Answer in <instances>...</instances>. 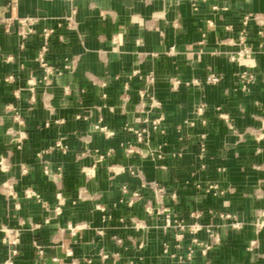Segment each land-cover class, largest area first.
Returning <instances> with one entry per match:
<instances>
[{"label": "crops", "instance_id": "0c3cea01", "mask_svg": "<svg viewBox=\"0 0 264 264\" xmlns=\"http://www.w3.org/2000/svg\"><path fill=\"white\" fill-rule=\"evenodd\" d=\"M26 16L38 32L23 39ZM0 18L9 20L0 23V264L4 228L19 226L16 264H101L103 253L106 264H264V0H0ZM47 26L46 58L62 72L44 83ZM245 47L241 62L230 59ZM135 68L155 76L161 106L148 114ZM161 115L157 128L145 121ZM131 125L150 133L138 141ZM210 182L225 192H207ZM194 211L218 226L208 255L191 254L192 234L176 225ZM32 222L43 226L33 232Z\"/></svg>", "mask_w": 264, "mask_h": 264}, {"label": "built area", "instance_id": "2783aa9c", "mask_svg": "<svg viewBox=\"0 0 264 264\" xmlns=\"http://www.w3.org/2000/svg\"><path fill=\"white\" fill-rule=\"evenodd\" d=\"M12 3L15 4V0H12ZM75 12H76V10H73L72 14L67 16V19H68L71 27H73L75 24V19H74ZM250 20H251L250 15H245L242 18L244 25H247ZM5 22L8 23L9 20L4 19V18H0V23H5ZM19 22L21 24L19 31H20V34H21L23 39H26L30 35L36 34L38 32V30L35 27L36 18L31 17V16H26V17L20 18ZM54 33H55V29L53 27H48V26L44 27L40 32V34L44 37L45 41H44V44L42 45V47L40 48V50L38 52L37 59H38L40 65L43 68L44 73H45V75L43 77L44 83H49L52 76L62 72L59 68L54 67L46 58V52L48 50V46L50 44L51 38H52ZM241 38H243V37L241 36ZM20 46H21V48H24L25 42L22 41ZM176 52H177L176 47L170 46L169 49L166 50L165 53L168 55H173ZM239 53L240 54H235L234 52H230L228 55H229L231 60L241 62L242 56L244 54H249L250 51L248 48L245 47V48H242ZM154 55H156V53H154ZM66 66L68 68H71L70 65H66ZM134 76H138L143 81V85L139 89V94H140L141 103H142V106H141L139 111L148 114V113H150V111L153 110L154 107L156 108V107L161 106L160 100L155 96L154 93L151 92V88H153V86L155 84V76L152 72L144 74L138 68H135L133 70L132 74L130 75V78H132ZM10 78L11 77H8V79H10ZM219 80H220L219 75L216 72H214L213 70H211L207 74L206 81L208 83H216ZM175 82L179 83V80H176ZM195 82H198V80H195ZM35 86H36V82L34 80H31L30 81V89L32 91L34 90ZM128 88H129V81H126L125 85H124V89L126 90ZM148 99L150 100V106L149 107L146 106L147 105L146 101ZM197 114L201 115V116L203 115L202 106L198 107ZM162 120H163V115L156 117V118H152V119H149L147 116L145 117V121L147 123L151 122L152 125L154 126V128H157L161 124ZM203 122L205 123L206 120ZM190 124L194 125L195 122L190 121ZM97 127H99L102 130H105V131L107 130L106 126L97 125ZM129 129L134 131L138 141H143L146 138V135H148L150 133L149 128L147 126L136 127L135 125H131V126H129ZM206 135L207 134L205 132H203L202 136H201L202 139H201L200 143H201V148H202L203 152L206 149V143H205ZM57 146L60 147L64 151L67 150V146L64 145L60 140L57 142ZM24 171H26V168H24ZM49 171H50L49 168L45 167V172L49 173ZM147 186H150V184L149 185L147 183L143 184V187H147ZM151 186L153 188H155L158 192H163L165 190V186H163L159 183H153V185L151 184ZM8 187L11 188V185H8ZM205 190L207 192H212L215 195H221L225 192L224 188H222L219 184L214 183V182H210L206 186ZM139 194H140L139 191L133 192L134 197L139 196ZM9 195L11 198L17 199V195L13 190H10ZM26 195L28 197H36L38 200L42 201L43 206L47 210H52L55 213L61 212V204L59 202L55 206H50L46 201H44L40 198V195L35 190H33L31 188L26 189ZM174 195L175 194L173 193V196ZM57 197L59 199H61V194L59 193L57 195ZM16 206L18 208L21 207V205L19 203H17ZM192 214L196 218V220L194 222H191L189 224H184V223L178 222L176 225H177V227H179L183 230H187L186 232L192 234V246L190 247V253L191 254L194 252L196 247H199L201 249L202 254L208 255L217 245H219L221 243V237H220L218 229H217L218 226H217V224H215L212 221L205 222V221L200 220L201 215H200V213H198L196 211L192 212ZM222 216L234 218L235 220L232 221V226L234 228H238V229L243 228V226H244L243 222L241 220L236 219L234 217V215L222 213ZM42 226H43V224L41 222H32L30 229L34 232L37 229H40ZM70 228H71L72 232L75 231L74 227L70 226ZM23 230H24V228H22L21 226L4 228V235L2 237V241L8 247V256H7L4 264H16V257L20 252L19 245L21 242V236H22ZM201 232H204L207 235V239H203L200 236ZM182 236H183V233H180L179 237H182ZM33 243H34L35 248H36L37 252L39 253V255L43 256L46 246L42 242H40L37 238H35L33 240ZM252 244H253V242H252ZM164 251L166 254L169 253L168 252L169 246L167 244H165V246H164ZM107 257H108L107 253L102 254L101 264H106L105 259Z\"/></svg>", "mask_w": 264, "mask_h": 264}]
</instances>
